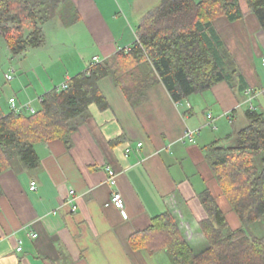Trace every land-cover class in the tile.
<instances>
[{
    "label": "crops",
    "instance_id": "0c3cea01",
    "mask_svg": "<svg viewBox=\"0 0 264 264\" xmlns=\"http://www.w3.org/2000/svg\"><path fill=\"white\" fill-rule=\"evenodd\" d=\"M72 1L79 12L73 26L88 38L93 54L86 60L77 50L65 52L73 65L65 77L85 70L94 56L102 60L130 46L141 14L158 0ZM215 26L219 33L226 31L220 35L238 69L234 87L221 81L176 102L158 82L132 106L105 76L98 85L109 106L89 105L69 147L60 139L37 143L34 167L14 159L0 173V264H170L164 252L149 256L131 249L129 236L170 210L186 239L196 236L200 242L199 221L206 213L199 193L204 189L215 196L232 228L241 225L205 153L235 143L250 106L264 114V54L252 39L258 34L264 46L263 30L251 11L234 22L219 17ZM186 129L196 130L194 141L181 140ZM106 166L116 172L114 186L107 181ZM114 189L123 196L122 208L111 202Z\"/></svg>",
    "mask_w": 264,
    "mask_h": 264
},
{
    "label": "trees",
    "instance_id": "16d2710c",
    "mask_svg": "<svg viewBox=\"0 0 264 264\" xmlns=\"http://www.w3.org/2000/svg\"><path fill=\"white\" fill-rule=\"evenodd\" d=\"M248 11L264 31V0H158L141 14L137 39L130 46L64 75L66 86H48L38 97V108L9 96V111L0 112V173L15 158L34 167L37 143L60 139L69 147L89 105L109 106L98 85L105 76L113 78L132 106L143 102L147 89L158 82L176 102L221 81L234 87L238 69L215 20L224 16L234 22ZM58 15L61 22L55 26H70L79 19L72 0H0V41L11 55L41 46L44 25ZM10 97L18 110L10 107ZM245 115L248 123L237 131L233 145L212 146L205 153L241 225L232 228L215 196L204 189L199 199L206 216L199 229L206 247L194 251L173 214L165 210L130 234L131 249L149 256L164 252L170 264H264V233L249 230L264 221V114L250 107Z\"/></svg>",
    "mask_w": 264,
    "mask_h": 264
},
{
    "label": "rangeland",
    "instance_id": "374dc122",
    "mask_svg": "<svg viewBox=\"0 0 264 264\" xmlns=\"http://www.w3.org/2000/svg\"><path fill=\"white\" fill-rule=\"evenodd\" d=\"M51 20L54 23L61 22L59 15ZM66 27V29H60L50 23L45 24L44 44L30 48L18 55H11L6 45L0 41V112L6 113L9 111V95L18 96L20 101L28 97L31 107L33 109L38 108L40 106L38 96L51 84L60 85L64 81L65 72L71 70L69 68L70 64L67 63L68 59L63 55L65 52L73 53L77 50L80 54L85 55L86 60L92 56L93 50L88 46V38L81 32L76 31V26H73V24ZM225 32L220 30L221 34ZM227 33L230 32L228 31ZM262 38H264V31ZM252 39L262 48L264 54L261 37L258 34H254ZM227 48L229 49L228 46ZM229 52L231 53V50ZM254 56L256 62H258L260 60L259 56ZM261 59L263 60L264 57ZM6 74H10L12 77L6 78ZM236 125H241V123L237 122ZM249 230L256 235L264 233V221L257 223L254 228L252 226L249 227ZM199 240L196 239V236H194L193 240H189L194 251H200L207 245L204 237H201L200 242Z\"/></svg>",
    "mask_w": 264,
    "mask_h": 264
},
{
    "label": "built area",
    "instance_id": "2783aa9c",
    "mask_svg": "<svg viewBox=\"0 0 264 264\" xmlns=\"http://www.w3.org/2000/svg\"><path fill=\"white\" fill-rule=\"evenodd\" d=\"M92 61H98V58L96 56H94L92 59ZM263 64H264V59L262 60ZM66 84L65 82H63L61 84V87H65ZM247 93L250 92L249 89L246 90ZM9 103H10V107L13 109V110H18L19 107L16 105L15 103V99L14 97H10L9 98ZM25 105V104H24ZM26 108H29L28 105H25ZM252 108V106H250ZM208 118H211V115L208 114L207 116ZM230 120V118H229ZM196 130L195 129H186L183 133V136L181 138V140H187V141H194L195 140V134H196ZM138 146L141 145L140 142L137 143ZM126 152H129V148L126 149ZM106 171L108 173L107 175V181L109 182L110 185H116V172L114 171L113 168H111L110 166H106ZM31 189H34L35 188V182H31ZM69 202H73L74 200V190L73 189H70L69 190ZM111 202L112 204L117 207V208H122L123 207V196L121 194V192L117 189H114L112 192H111ZM76 208V205L73 203L72 204V209L75 210ZM34 237L36 236V233H33L32 234ZM18 249L20 250L21 247H18Z\"/></svg>",
    "mask_w": 264,
    "mask_h": 264
}]
</instances>
